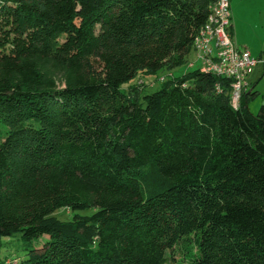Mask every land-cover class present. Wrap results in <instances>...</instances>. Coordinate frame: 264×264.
I'll use <instances>...</instances> for the list:
<instances>
[{
    "label": "trees",
    "instance_id": "obj_1",
    "mask_svg": "<svg viewBox=\"0 0 264 264\" xmlns=\"http://www.w3.org/2000/svg\"><path fill=\"white\" fill-rule=\"evenodd\" d=\"M212 3L0 0V246L27 251L0 264H166L191 238L176 264H264L257 92L233 108L198 67L128 83L186 63Z\"/></svg>",
    "mask_w": 264,
    "mask_h": 264
},
{
    "label": "rangeland",
    "instance_id": "obj_2",
    "mask_svg": "<svg viewBox=\"0 0 264 264\" xmlns=\"http://www.w3.org/2000/svg\"><path fill=\"white\" fill-rule=\"evenodd\" d=\"M230 13L233 35L237 43L251 51L253 57H259L264 60V0H230ZM186 63L173 69H160L153 74L138 73L128 83H137L143 90V93H151L157 90L162 81L181 75L188 70V63L195 60L194 53L191 52ZM198 65L199 62L195 61ZM264 63L260 62L254 68V83L257 94L249 99V105L260 106L264 104ZM146 83L143 86V83ZM251 87V86H250ZM249 89V87H248ZM257 108V110H258ZM258 111H255L256 114ZM84 213V212H82ZM89 213V212H86ZM54 215L60 219H69L71 214L67 209H59ZM186 244V245H185ZM190 247L194 250L193 238L186 242L178 243L175 247L167 251V263L176 264L186 262V249ZM0 256L7 258L8 263H16L17 259H23L27 256V251L23 248V243L19 233L1 238Z\"/></svg>",
    "mask_w": 264,
    "mask_h": 264
},
{
    "label": "built area",
    "instance_id": "obj_3",
    "mask_svg": "<svg viewBox=\"0 0 264 264\" xmlns=\"http://www.w3.org/2000/svg\"><path fill=\"white\" fill-rule=\"evenodd\" d=\"M192 52L195 60L188 63L189 68L198 67L201 72L231 79L230 104L233 108H238L240 95L246 90L247 78L254 67L264 63L233 41L229 0H213L204 24L194 37Z\"/></svg>",
    "mask_w": 264,
    "mask_h": 264
},
{
    "label": "crops",
    "instance_id": "obj_4",
    "mask_svg": "<svg viewBox=\"0 0 264 264\" xmlns=\"http://www.w3.org/2000/svg\"><path fill=\"white\" fill-rule=\"evenodd\" d=\"M229 4H230V0H229ZM231 32H232V39H233V41L235 42V44L237 45V46H239V47H242V48H245V49H247L246 47H244V46H241V45H239L238 43H237V41L235 40V38H234V35H233V30H232V24H231ZM250 53H251V51L249 50V49H247ZM259 64V63H258ZM257 64V65H258ZM254 68H256V67H254ZM263 68H264V65H263ZM253 73H254V69H253V72L249 75V77L247 78V86H246V90H251V89H253V91H257V89L255 88V84H256V81H255V83H254V80H255V76H253ZM251 86V87H250ZM248 87H249V89H248ZM258 92V91H257ZM263 104V103H262ZM261 105V104H260ZM247 106H248V109L252 112V113H255V111H258L259 110V108H258V106L256 107V106H250L249 105V100L247 101ZM260 107V106H259ZM257 108H258V110H257Z\"/></svg>",
    "mask_w": 264,
    "mask_h": 264
}]
</instances>
